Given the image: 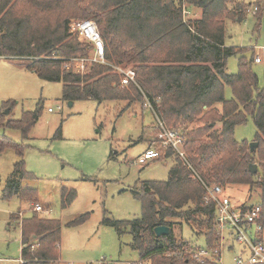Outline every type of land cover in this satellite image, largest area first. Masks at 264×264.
Here are the masks:
<instances>
[{
	"label": "trees",
	"instance_id": "trees-1",
	"mask_svg": "<svg viewBox=\"0 0 264 264\" xmlns=\"http://www.w3.org/2000/svg\"><path fill=\"white\" fill-rule=\"evenodd\" d=\"M251 7L256 8L252 33L258 38L264 29V0L249 5L243 0H0V58L29 60L24 66L27 71L42 81L62 84L65 102L114 103L123 105L120 113L135 104H148L155 120L181 133L192 171L171 151L160 150L158 160L172 159L173 166L166 181L140 182L131 189L141 205L140 217L124 222L102 220L118 235L129 233L130 248L140 262L192 263L187 255H180L191 247L174 236L177 223L202 237L208 250L219 249L215 205L204 200L203 185L222 191L241 186L249 192L258 189L259 200L253 205L261 207L264 228V88H258L252 70L254 50L225 43L226 21L241 22ZM193 9L201 11L200 18L186 20ZM71 18L94 21L104 43L105 64H92L83 75L63 68L65 60L84 57L92 48L81 43L77 33H69ZM231 57H237L236 74L227 73ZM113 64L131 66L134 82L121 86ZM226 87L231 90L230 99L225 98ZM40 114L38 103L33 112L6 124L0 122V126L27 138ZM248 117L256 130L252 150L247 142L234 139L235 128L245 125ZM56 137H60V128ZM5 150H12L18 161L2 199L17 197L37 203L36 192L21 187L22 181L32 178L25 170L24 148L2 138L0 154ZM251 165L256 166L255 172L250 171ZM75 197L74 191L63 189L62 208ZM246 206L240 204L241 209ZM32 213L20 222L23 264H55L61 224ZM86 218L69 225L81 224ZM159 226L170 228L169 235L156 238L154 229Z\"/></svg>",
	"mask_w": 264,
	"mask_h": 264
},
{
	"label": "rangeland",
	"instance_id": "rangeland-1",
	"mask_svg": "<svg viewBox=\"0 0 264 264\" xmlns=\"http://www.w3.org/2000/svg\"><path fill=\"white\" fill-rule=\"evenodd\" d=\"M243 1L249 5L257 0ZM192 12L186 20L195 19ZM78 21L71 18L69 28ZM253 27L251 12L246 13L241 22L226 21V45L233 48L262 45V34L257 38L252 33ZM69 33L74 34L70 29ZM246 56L249 57V53ZM84 57L92 59L90 50ZM29 62L0 58V122L19 120L23 113L33 112L40 103L39 120L27 138L16 130L0 126V139L7 138L24 148L25 170L32 178L22 181L21 186L36 192V201L44 210L37 214L38 217L60 222L61 264L137 263L139 255L130 248L129 233L118 235L112 227L103 225L102 220L124 222L139 218L141 205L132 196L131 189L140 182L166 181L168 178L172 159L138 163V157L146 147L145 139L153 140L155 136L153 115L139 104L124 113H120L123 105L114 103L99 105L88 100L69 105L61 99L62 84L40 80L24 68ZM120 66L133 70L131 66ZM226 69L229 74L237 73V57L228 59ZM252 70L257 76L258 88L263 89L264 67L252 65ZM224 95L226 99L232 97L228 87ZM8 103L9 107L5 108ZM59 128L60 137L57 138ZM255 134L252 119L248 117L245 125L235 128L234 139L250 145ZM157 147L154 146L159 150ZM17 161L12 150L0 154V264H19L16 260L20 258V230L11 221V216L20 220L21 217L15 214L21 213L24 218L33 215L30 202L17 197L2 199V191ZM63 189L76 194L66 208L61 206ZM223 193L235 201L236 207L242 203L251 206L260 195L258 189L249 192L247 186L229 188ZM84 216L87 218L83 223L69 225ZM173 233L177 240L187 241L191 248L205 247L204 239L193 235L185 224H175ZM222 236L221 264H233L240 246L227 231H223Z\"/></svg>",
	"mask_w": 264,
	"mask_h": 264
},
{
	"label": "built area",
	"instance_id": "built-area-1",
	"mask_svg": "<svg viewBox=\"0 0 264 264\" xmlns=\"http://www.w3.org/2000/svg\"><path fill=\"white\" fill-rule=\"evenodd\" d=\"M255 11L256 8L251 7L246 13L251 12L253 15ZM184 15H188V13L184 11ZM70 31L77 33L80 41L92 46L90 50L92 59L81 57L65 60L63 64L64 70H72L77 74L83 75L92 64H105L104 43L95 23L90 20L78 21L70 26ZM262 37L263 44L252 47L254 50L253 65L264 67V29ZM111 68L121 76V86H128L134 82L135 72L133 70H125L117 65L111 66ZM144 107L147 110L151 109L148 104H145ZM48 112H51V109ZM155 129V142L159 150L154 147L148 148L138 157V163L146 164L147 162L158 160L160 158V150H169L176 158L181 160L188 170L192 171L183 149L184 139L181 133L169 128L159 119L155 120ZM203 188L205 190L204 200L206 202L211 201L215 205L214 228L219 236V249L210 251L205 247L195 246L190 250H184L180 255H187V258L196 264H221L222 232L227 231L240 246L237 256L233 258V264H264V228L260 224V205L246 206L245 209H241L240 206L234 207L229 198L223 194L220 187L203 185ZM32 211L41 213L43 208L35 204ZM98 264L108 263L102 261ZM135 264H142V262L138 261Z\"/></svg>",
	"mask_w": 264,
	"mask_h": 264
},
{
	"label": "crops",
	"instance_id": "crops-1",
	"mask_svg": "<svg viewBox=\"0 0 264 264\" xmlns=\"http://www.w3.org/2000/svg\"><path fill=\"white\" fill-rule=\"evenodd\" d=\"M193 12V14H195L194 16H196L195 17V19H198V18H200V16H201V11L200 10H198V9H193L192 10ZM149 111V110H148ZM150 112V111H149ZM151 114V116H152V113H150ZM156 138V129H155V136H154V139L153 140H148V139H145L146 140V147H145V149H144V151H143V153L148 149V148H150V147H154L155 145H157L156 144V142H155V139ZM142 153V154H143ZM141 154V155H142ZM140 155V156H141ZM155 161V160H154ZM151 162V161H150ZM147 163H149V162H147ZM22 187V186H21ZM23 188V187H22ZM23 189H28V188H23ZM224 194V193H223ZM226 197H228V196H226ZM38 204V203H37ZM40 205V204H39ZM30 206H31V211H32V208H33V204H30ZM41 207H42V205H40ZM43 208V207H42ZM44 211V210H43ZM33 212V211H32ZM15 215H18V216H20L21 217V219L20 220H18V221H15V220H13L12 218H11V221L14 223V224H16L17 226H18V228H19V230H20V225H21V220L24 218L23 217V215L20 213V214H15ZM13 216V215H12ZM11 216V217H12ZM20 236H21V232H20ZM19 264H23V261H22V259H21V243H20V258L19 259H17L16 260ZM20 261H22V262H20ZM58 263H60L61 264V262H60V258H59V261H58Z\"/></svg>",
	"mask_w": 264,
	"mask_h": 264
},
{
	"label": "water",
	"instance_id": "water-1",
	"mask_svg": "<svg viewBox=\"0 0 264 264\" xmlns=\"http://www.w3.org/2000/svg\"><path fill=\"white\" fill-rule=\"evenodd\" d=\"M69 105H71V103ZM7 113H8V111L5 112V114H7ZM249 146H250V148L252 150L253 147L256 146V144L252 142ZM255 170H256V166L255 165H251L250 166V171L251 172H255ZM169 233H170V228H168L166 226H159V227H156L154 229V235H155L156 238H159V237H162V236H167V235H169Z\"/></svg>",
	"mask_w": 264,
	"mask_h": 264
}]
</instances>
